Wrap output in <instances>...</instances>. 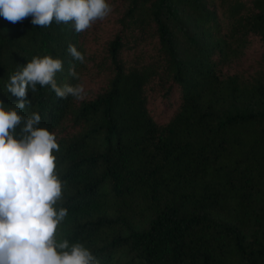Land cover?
<instances>
[{"label":"trees","instance_id":"obj_1","mask_svg":"<svg viewBox=\"0 0 264 264\" xmlns=\"http://www.w3.org/2000/svg\"><path fill=\"white\" fill-rule=\"evenodd\" d=\"M108 3L81 33L0 16L6 107L34 56L61 59L58 85L86 89L61 99L37 85L20 113L38 112L60 145L57 238L99 264H264V0Z\"/></svg>","mask_w":264,"mask_h":264},{"label":"clouds","instance_id":"obj_2","mask_svg":"<svg viewBox=\"0 0 264 264\" xmlns=\"http://www.w3.org/2000/svg\"><path fill=\"white\" fill-rule=\"evenodd\" d=\"M112 11L108 0H0V16L11 24L31 17L34 27L46 28L72 23L76 33L85 32ZM68 53L85 63V55L73 44ZM63 61L50 55L34 56L9 77L6 93L18 98L12 107L0 101V264H99L82 243L58 239L59 226L68 216L58 207L63 182L56 168L55 152L60 151L55 132L39 127L41 115H21L31 89L50 87L58 98L83 100V83L58 85L56 74ZM68 76L79 81L76 65Z\"/></svg>","mask_w":264,"mask_h":264}]
</instances>
